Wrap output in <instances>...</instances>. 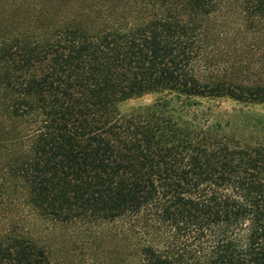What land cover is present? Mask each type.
<instances>
[{
    "label": "trees",
    "instance_id": "1",
    "mask_svg": "<svg viewBox=\"0 0 264 264\" xmlns=\"http://www.w3.org/2000/svg\"><path fill=\"white\" fill-rule=\"evenodd\" d=\"M51 1L0 18V264H55L33 221L90 264H264V115L189 107H264V0Z\"/></svg>",
    "mask_w": 264,
    "mask_h": 264
},
{
    "label": "rangeland",
    "instance_id": "2",
    "mask_svg": "<svg viewBox=\"0 0 264 264\" xmlns=\"http://www.w3.org/2000/svg\"><path fill=\"white\" fill-rule=\"evenodd\" d=\"M54 1V0H53ZM51 0H20L15 3L12 0H0V18L18 19L21 21L28 20L36 17L41 8L44 9L45 5L49 7L54 6ZM231 30L234 35L238 34L239 43L245 42V27L240 26L242 21L237 15H232L230 18ZM240 44V45H241ZM163 96L160 94H149L141 98L130 100L122 105L123 111H131L140 106H146L162 100ZM190 109L193 111H208L216 114L218 117L225 118L224 114L236 116L241 113H253L254 117L264 115V107L256 105H243L229 99L207 100L202 98H194L189 103ZM252 121L249 119V122ZM33 229L45 237L46 243L53 247V257L55 264H90L91 253L90 250L82 249L79 241L76 240V233H63L51 234L46 228L42 227L39 223L33 221Z\"/></svg>",
    "mask_w": 264,
    "mask_h": 264
}]
</instances>
